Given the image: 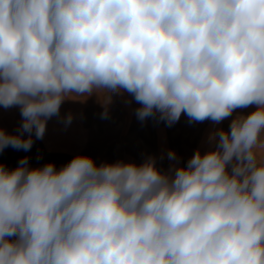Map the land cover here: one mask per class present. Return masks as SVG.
Returning <instances> with one entry per match:
<instances>
[{
  "label": "clouds",
  "instance_id": "9594fccd",
  "mask_svg": "<svg viewBox=\"0 0 264 264\" xmlns=\"http://www.w3.org/2000/svg\"><path fill=\"white\" fill-rule=\"evenodd\" d=\"M124 93L168 126L254 110L167 171L0 163V264H264V0H0V106L22 117L0 152L30 150L68 99L106 118Z\"/></svg>",
  "mask_w": 264,
  "mask_h": 264
},
{
  "label": "crops",
  "instance_id": "0c3cea01",
  "mask_svg": "<svg viewBox=\"0 0 264 264\" xmlns=\"http://www.w3.org/2000/svg\"><path fill=\"white\" fill-rule=\"evenodd\" d=\"M130 101V102H129ZM138 105L131 95L112 94L108 116L103 117L104 108L97 102L96 95L85 101L66 100L59 116L47 121L43 139H35L30 150L12 147L0 152V163L15 168L21 158H29L30 167L43 166L54 162L57 168L69 162L77 154L91 156L99 165L118 160L141 163L148 156L156 158L157 167L167 171L170 161L167 152L175 150L180 164L187 163L197 148L208 149V135L217 128H229L237 114H247L254 106L236 109L233 116L214 124L211 120L189 122L182 114L179 121L168 126L166 122L149 117L140 121L135 113ZM72 114L70 124H65L67 115ZM22 123L19 107L5 109L0 106V127L10 133L16 132ZM25 133L24 137L27 138Z\"/></svg>",
  "mask_w": 264,
  "mask_h": 264
}]
</instances>
